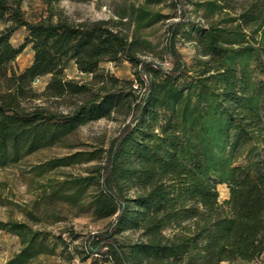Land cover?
<instances>
[{
	"label": "trees",
	"instance_id": "obj_1",
	"mask_svg": "<svg viewBox=\"0 0 264 264\" xmlns=\"http://www.w3.org/2000/svg\"><path fill=\"white\" fill-rule=\"evenodd\" d=\"M41 1L48 13L29 21L21 0H0V169L67 146L78 128L124 107L129 117L106 148L32 166L42 177L97 162L87 175L44 187L51 198L75 206L88 199L97 220L112 218L83 248L72 245L71 258L264 264V0H143L115 19L81 22L52 8L62 0ZM160 5L179 12L167 26L166 66L138 56L152 47L140 33L171 18L151 8ZM189 13L201 21H191ZM21 27L24 44L16 48L10 37ZM178 36L195 45L189 66L176 49ZM26 45L32 61L18 72L13 63ZM122 61L134 79L100 70L101 63ZM70 63L90 81L67 79ZM41 78L47 81L38 94L33 84ZM37 99L75 101L69 111L56 112L31 106ZM217 185L228 189L222 202ZM0 231L19 243L2 264H37L40 256L55 255L57 246L68 252L67 239L75 240L64 231L66 238L57 235L49 243L50 233L13 219L0 220ZM124 232L139 238H123Z\"/></svg>",
	"mask_w": 264,
	"mask_h": 264
},
{
	"label": "rangeland",
	"instance_id": "obj_2",
	"mask_svg": "<svg viewBox=\"0 0 264 264\" xmlns=\"http://www.w3.org/2000/svg\"><path fill=\"white\" fill-rule=\"evenodd\" d=\"M142 2L143 0H89L82 3L62 0L54 3L52 8L62 13L70 21L81 22L115 19L117 13L121 10L127 9L131 4L138 5ZM20 5L25 18L29 21H36L48 13L47 7L41 0H21ZM151 8L161 13H169L171 18L145 29L140 33L142 38L151 42L152 47L150 50L138 53V56L141 59L162 63L166 66L167 64L163 60V49L166 43L167 26L169 23L176 20L179 12H173V10L165 5L153 6ZM191 9V5L187 4V10L191 11ZM189 15L191 21H201L198 16L192 13H189ZM3 27L4 25L0 23V29ZM131 29L132 27L128 31L129 33ZM25 35L24 28L21 27L16 29L10 37V43L16 48L21 47L24 44ZM175 46L177 51L181 54L183 61L188 66L191 65L196 56L194 43L178 36ZM31 61L32 51L30 50V46L26 45L15 59L13 67L16 71L22 72L29 66ZM100 70L105 74L112 75L119 79H134L132 67L128 62H104L100 64ZM65 77L76 82L90 81V77L79 73L73 63L67 66ZM46 81L47 78H41L34 82L33 88L36 93L39 94L44 90ZM134 84L136 85L135 82ZM74 101L73 99H67L65 101L57 99H37L33 103H30V105H43L51 111L67 112L72 107ZM128 120L127 108L124 107L118 113H113L108 119L102 118L91 121L78 128L68 137L67 146H55L40 150L32 155L26 156L18 164L0 169L1 221L13 219L27 223L35 230L50 233L49 243L55 241L53 237L57 235L66 238L67 232L64 231H71L75 236V240L71 241L67 239V241L70 242L68 252H61V248L57 246L55 255H42L38 258L37 264H110L105 258L97 255L89 256L85 262H80L78 258H71V255L72 245H78L83 248L86 238L107 229L112 218L97 220L92 216L91 210L87 204L88 199L83 200L82 206H75L51 198L48 193L45 192L44 188L47 183L53 184L56 181L67 179L70 176L87 175L88 171L97 162L62 167L42 177L37 176L35 172L32 171V166L75 151L89 152L95 148L104 149ZM217 191L220 202L228 198V189L225 185H217ZM31 214L35 218H31L29 216ZM121 235L123 238L127 237L128 240H136L139 238L138 233L124 232ZM18 249L19 243L17 238L5 231H0V264L10 258ZM221 264L261 263L237 261L234 263L223 262Z\"/></svg>",
	"mask_w": 264,
	"mask_h": 264
}]
</instances>
